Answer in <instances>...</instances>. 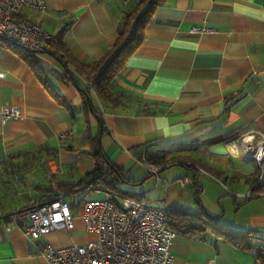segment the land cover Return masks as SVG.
<instances>
[{
  "label": "crops",
  "instance_id": "0c3cea01",
  "mask_svg": "<svg viewBox=\"0 0 264 264\" xmlns=\"http://www.w3.org/2000/svg\"><path fill=\"white\" fill-rule=\"evenodd\" d=\"M46 2L45 12L23 8L21 13L52 34L48 48L33 56L66 105L54 98L29 62L0 44V264H50L19 227L2 219L47 193L51 177L59 184L78 181L103 159L95 156L96 148L106 157L105 168L109 161L133 180L118 182L119 188L167 208L221 215L223 227L254 230L264 238V192L245 200L250 210L246 222L229 224L222 211L205 207L199 183L201 174L217 173L247 187L242 195L251 181H261L257 161L243 148L223 155L217 149L233 147L228 139L244 131L257 138L264 132V0H165L113 80L116 99L108 101L91 90L103 124L85 108L66 68L80 86H87L83 67L109 49L125 0ZM4 105L19 108L21 118L3 123ZM145 151L173 158L161 164L168 187L154 185V176L147 187L152 175L140 159ZM173 165L183 171L166 176ZM183 176L194 180L183 185L177 181ZM115 197L120 202V195ZM95 238L76 215L71 228L52 231L39 243L59 248ZM171 252L174 264H262L255 249H240L215 226L178 232Z\"/></svg>",
  "mask_w": 264,
  "mask_h": 264
},
{
  "label": "built area",
  "instance_id": "2783aa9c",
  "mask_svg": "<svg viewBox=\"0 0 264 264\" xmlns=\"http://www.w3.org/2000/svg\"><path fill=\"white\" fill-rule=\"evenodd\" d=\"M47 7L46 0H0V37L13 39L30 52L45 51L52 34L40 22L29 19L21 11L31 8L45 12ZM92 81V78L89 79L87 85L95 93ZM21 116L17 107L4 105L1 109L3 123ZM259 135H264V132H259ZM235 140H230L229 144ZM146 153L140 159L154 176V185L164 182L168 187L170 181L160 175L162 166L148 162ZM245 154L255 159L254 151ZM255 160L263 169L260 176L263 180L264 158ZM99 164L103 165L104 160L100 159ZM177 181L184 185L192 178L183 176ZM257 194L250 189L246 196ZM167 215L166 206L145 199L123 197L118 204L108 198L85 199L81 218L85 228L95 232L97 238L59 248L50 243L41 244L39 240L52 231L74 225L75 216L67 195L58 189V182L54 181L51 192L32 197L29 204L12 209L2 220L19 227L50 264H174L171 247L178 232L168 226Z\"/></svg>",
  "mask_w": 264,
  "mask_h": 264
},
{
  "label": "trees",
  "instance_id": "16d2710c",
  "mask_svg": "<svg viewBox=\"0 0 264 264\" xmlns=\"http://www.w3.org/2000/svg\"><path fill=\"white\" fill-rule=\"evenodd\" d=\"M164 1L165 0H128V2L125 3L122 16L120 17L118 23L115 39L110 45L109 49L102 53L100 57H98L90 65L83 67V70L85 71L88 78L93 79L92 86L98 96L108 101H114L116 99L114 93L112 92L113 80L118 72L123 69L129 57L142 43L146 25L152 20L156 8ZM60 35L61 33L58 36ZM0 44L15 50L27 62H29L36 70V73L40 79L48 87L54 98L60 104L66 105V101H64L60 94L54 89L50 88L48 79L42 74L40 70V68H42L41 65L33 56L34 52L23 49L16 41L5 36L0 37ZM62 56L63 55H60L58 58H61ZM65 75L68 80L75 81L77 84L80 93L84 96L83 103L85 108L95 113L103 124V119L100 116V112L94 107L91 98V88L88 85L86 87L80 86L78 82H76L73 73L69 71L68 68H66ZM143 112L148 113L149 111L144 109ZM230 140L232 139H228V141ZM94 154L96 157L99 156L104 160L106 159L100 148H96ZM146 159L148 162L157 165H161L167 161H174L173 158L167 160L163 156H158L151 153L146 154ZM262 170V167L257 165V171L260 173L259 175L262 174ZM193 180L194 179H192V181ZM132 181V179L125 176L122 170L118 169L108 161V168H105L101 164H97L91 171L83 175L78 181L66 184L58 183V189L63 191L65 195L77 193L80 191V189H88L89 191H106L109 193L108 199L118 204L119 201L115 197L116 194H119L121 199L123 197L142 199L141 196L135 195L130 191H125L118 186V182L131 183ZM251 182V189L253 192H264V183L262 180L259 181L257 178ZM51 190L52 186L51 188L47 189V193L51 192ZM248 198L251 197H246V200ZM197 199L199 200L198 197ZM220 217L221 215H212L206 210L196 213L168 207L167 224L170 228L176 230L177 232L186 233H192L198 230H203L209 226H215V228H217L226 239L231 241L240 249L246 251L255 249L258 259H262V264H264V238L258 236L254 230L238 231L223 227L219 223Z\"/></svg>",
  "mask_w": 264,
  "mask_h": 264
},
{
  "label": "rangeland",
  "instance_id": "374dc122",
  "mask_svg": "<svg viewBox=\"0 0 264 264\" xmlns=\"http://www.w3.org/2000/svg\"><path fill=\"white\" fill-rule=\"evenodd\" d=\"M240 152H242V149H232L226 146H221L219 149H217V153L221 155ZM262 162V166L264 167V161ZM180 171H183V167L180 165H173L167 168L164 171V174L168 177H171ZM214 174L212 176L208 174H201L199 178V183L203 185L204 188L201 197L205 207L213 212L222 211V213L225 214H222L223 222L229 224H231L233 221L246 222L247 215L250 213L248 204L249 200L245 201L246 193L242 195H238V193L246 190L247 187L244 185L242 186L240 183L234 184L231 179H226L223 175L217 173ZM53 178L51 177L52 183L58 180L56 177ZM153 182L154 178L152 176V178L147 181V187L153 185ZM107 198V196H104V191L102 190H97L90 193L80 190L77 193L67 195V200L71 204V210L74 213V216L78 215L80 217L83 211V201L85 199Z\"/></svg>",
  "mask_w": 264,
  "mask_h": 264
},
{
  "label": "clouds",
  "instance_id": "9594fccd",
  "mask_svg": "<svg viewBox=\"0 0 264 264\" xmlns=\"http://www.w3.org/2000/svg\"><path fill=\"white\" fill-rule=\"evenodd\" d=\"M232 146L243 148L245 152L254 151L257 160L264 158V151H261V149H264V135H261L258 139L257 135L244 131L232 142Z\"/></svg>",
  "mask_w": 264,
  "mask_h": 264
},
{
  "label": "bare ground",
  "instance_id": "6f19581e",
  "mask_svg": "<svg viewBox=\"0 0 264 264\" xmlns=\"http://www.w3.org/2000/svg\"><path fill=\"white\" fill-rule=\"evenodd\" d=\"M233 151V150H232Z\"/></svg>",
  "mask_w": 264,
  "mask_h": 264
}]
</instances>
